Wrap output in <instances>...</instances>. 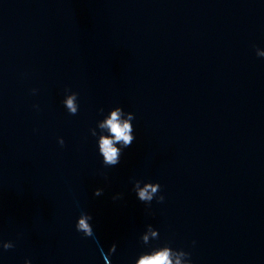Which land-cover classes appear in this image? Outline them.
<instances>
[{
	"label": "water",
	"instance_id": "95a60500",
	"mask_svg": "<svg viewBox=\"0 0 264 264\" xmlns=\"http://www.w3.org/2000/svg\"><path fill=\"white\" fill-rule=\"evenodd\" d=\"M256 48L264 0H0V264H135L165 245L191 264H264ZM116 106L136 139L106 167L97 122ZM136 180L164 201L140 202Z\"/></svg>",
	"mask_w": 264,
	"mask_h": 264
},
{
	"label": "clouds",
	"instance_id": "9594fccd",
	"mask_svg": "<svg viewBox=\"0 0 264 264\" xmlns=\"http://www.w3.org/2000/svg\"><path fill=\"white\" fill-rule=\"evenodd\" d=\"M256 55L264 57V50L256 48ZM36 92L35 89L32 90ZM65 97L62 101L67 111L71 115H76L79 110L77 103L78 93L65 89ZM38 107V106H36ZM99 111L103 113L104 109ZM132 112H125L120 106L112 108L102 120L97 122V128L100 130L98 135V150L103 158V165L106 167H115L120 163L123 151L133 144L136 137L134 135V127L132 121L134 120ZM93 136H97L96 129H90ZM58 143L63 146V138H58ZM161 185L159 183L147 182L141 186V181L136 180L133 184V191L140 202L146 206L150 205L154 197L158 203L164 201V196L159 195ZM102 188H96L93 192L94 196H101L103 194ZM122 194L113 196V200L121 198ZM92 216L89 213L81 212L75 225L78 232L83 233L85 237H93L94 230L90 223ZM159 233L153 228L151 224L147 225V230L142 234V242L148 244L150 239L158 238ZM194 243V242H193ZM12 241L2 242L4 250H9L14 247ZM116 251V244L113 243L109 249V254ZM107 261L108 256L104 257ZM24 264H31L30 260H25ZM135 264H191L190 253L183 250H174L165 245L159 248H153L148 252L141 253L135 260Z\"/></svg>",
	"mask_w": 264,
	"mask_h": 264
}]
</instances>
